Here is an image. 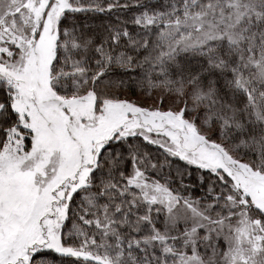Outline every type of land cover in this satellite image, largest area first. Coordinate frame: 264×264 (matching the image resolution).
<instances>
[{"label":"snow or ice","instance_id":"obj_1","mask_svg":"<svg viewBox=\"0 0 264 264\" xmlns=\"http://www.w3.org/2000/svg\"><path fill=\"white\" fill-rule=\"evenodd\" d=\"M0 264H264V0H0Z\"/></svg>","mask_w":264,"mask_h":264}]
</instances>
